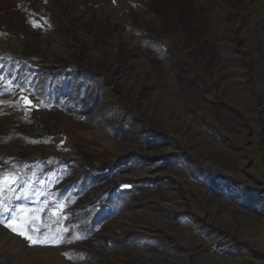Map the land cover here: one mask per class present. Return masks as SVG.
Listing matches in <instances>:
<instances>
[{"label": "rangeland", "instance_id": "rangeland-1", "mask_svg": "<svg viewBox=\"0 0 264 264\" xmlns=\"http://www.w3.org/2000/svg\"><path fill=\"white\" fill-rule=\"evenodd\" d=\"M0 264H264V0H0Z\"/></svg>", "mask_w": 264, "mask_h": 264}, {"label": "snow or ice", "instance_id": "snow-or-ice-1", "mask_svg": "<svg viewBox=\"0 0 264 264\" xmlns=\"http://www.w3.org/2000/svg\"><path fill=\"white\" fill-rule=\"evenodd\" d=\"M15 231V229H13ZM21 235H24V233L22 232ZM27 239H31V237H26Z\"/></svg>", "mask_w": 264, "mask_h": 264}]
</instances>
